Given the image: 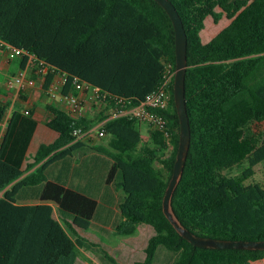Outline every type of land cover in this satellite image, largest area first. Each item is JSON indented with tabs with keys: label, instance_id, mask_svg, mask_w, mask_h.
Here are the masks:
<instances>
[{
	"label": "trees",
	"instance_id": "trees-1",
	"mask_svg": "<svg viewBox=\"0 0 264 264\" xmlns=\"http://www.w3.org/2000/svg\"><path fill=\"white\" fill-rule=\"evenodd\" d=\"M172 2L187 33L186 103L191 126L173 209L185 227L200 235L264 239V186L245 184L226 173L246 162L243 175L249 177L264 161L260 126L264 121V0ZM223 16L229 23L206 39L202 32L209 18L218 24ZM0 41L46 61L44 90L57 73H64V94L74 90L76 79L84 80L123 98L118 104L121 109L145 100L163 83L167 69L176 67L174 25L156 0H0ZM16 59L24 67L29 58ZM169 89L165 111L173 145L169 155L163 131L150 125L145 140L138 120L111 116L117 106L114 99L104 104L111 112L100 120H106L102 127L113 150L97 148L114 159L107 181L120 171L122 178L116 184L125 192L117 235L135 236L145 223L153 227L145 259L133 264H153L161 245L179 252L175 264H264V249L196 246L165 215L163 197L180 138L174 76ZM8 106L0 102V130ZM51 109L47 124L59 136L52 143H42L26 168L3 155L8 136L0 147V264H75L80 247L89 242L76 227L90 228L97 200L50 180L46 170L85 146L74 128L86 131L94 122L74 119L53 105ZM35 185H43L41 200H55L72 215L66 223L75 235L54 217L50 203H16L25 186ZM105 256L120 264L108 252Z\"/></svg>",
	"mask_w": 264,
	"mask_h": 264
},
{
	"label": "crops",
	"instance_id": "crops-1",
	"mask_svg": "<svg viewBox=\"0 0 264 264\" xmlns=\"http://www.w3.org/2000/svg\"><path fill=\"white\" fill-rule=\"evenodd\" d=\"M34 68L33 63H27L22 67L16 58L9 59L6 48L0 43V102L9 105L1 125L0 147L8 136L3 155L10 160L20 162L23 168L33 161V156L42 143H52L59 136V133L47 124L48 118L53 116L51 106L68 112V106L62 95L51 96L45 92L43 77ZM23 69L27 70L28 77L35 79L36 84L24 89L10 88L8 80ZM62 78L65 76L57 73L55 80ZM104 106L98 102H89L86 118L94 122L92 128L97 129L103 125L106 120H100V117L111 112V109L106 110ZM25 109L30 110L29 115L25 114ZM139 125L145 136L147 130L140 123ZM100 138L105 140L97 141ZM84 141L85 146L74 151L73 155L52 163L46 170L50 180L93 197L98 202L90 228L83 230L76 227L89 242L80 247L75 264L97 263L99 257L96 255L99 253L105 255V252L115 257L121 264L130 263L133 260H128L126 257L137 251L136 246L144 224L139 226V232L135 236L117 235L116 227L123 220L120 204L125 198V192L116 183L121 180L122 174L118 171L111 182L107 181L114 159L97 148L105 147L113 150L109 144L110 136L100 135L93 130L84 138ZM34 168L26 171L25 174ZM42 189L43 185L25 186L18 193L16 203L19 205L50 203L53 206L54 217L72 233L66 223V220H72V215L63 212L55 200H41ZM106 259L108 260L107 257Z\"/></svg>",
	"mask_w": 264,
	"mask_h": 264
},
{
	"label": "built area",
	"instance_id": "built-area-1",
	"mask_svg": "<svg viewBox=\"0 0 264 264\" xmlns=\"http://www.w3.org/2000/svg\"><path fill=\"white\" fill-rule=\"evenodd\" d=\"M1 45L6 48L9 59H15L18 56H28V63H34L36 67V72L44 77L45 74L49 71V65L44 59L39 58L35 53L30 52L25 48H20L14 46L10 43L0 41ZM65 78L61 80H53L45 92L51 96L62 95L65 100V103L68 106V113L74 119H80L81 117H86L88 110V101L92 100L94 102H106L110 99H114L117 103V106H113L112 115H129L131 118L138 120L139 122H146L151 126L158 128L163 131L167 137V142L172 146L170 140V133L167 118L165 116V111L169 107L171 99V91L169 89V84L175 75L170 67L167 69V72L164 76L163 83L150 92L145 100L138 104L131 105L126 109H121L118 104L123 101V98L113 96L109 92L103 90L102 88L86 82L84 80L76 79L74 84V90L70 91L67 94L63 93V85L66 82V75L62 73ZM36 81L32 77L27 76V70H21L17 75L11 77L8 80V86L10 88H27L34 86ZM25 114L29 115L30 110L25 109ZM96 130L100 135H104L105 129L100 125L96 128H90L84 131L81 127H75L73 133L78 139H84L91 131Z\"/></svg>",
	"mask_w": 264,
	"mask_h": 264
},
{
	"label": "water",
	"instance_id": "water-1",
	"mask_svg": "<svg viewBox=\"0 0 264 264\" xmlns=\"http://www.w3.org/2000/svg\"><path fill=\"white\" fill-rule=\"evenodd\" d=\"M169 14L175 30L176 67L174 75V101L180 119V138L172 176L163 197V211L176 230L192 244L211 248L264 249V239H227L197 234L185 227L172 205L174 191L182 177L191 143V126L186 103L187 33L183 20L172 0H156Z\"/></svg>",
	"mask_w": 264,
	"mask_h": 264
},
{
	"label": "rangeland",
	"instance_id": "rangeland-1",
	"mask_svg": "<svg viewBox=\"0 0 264 264\" xmlns=\"http://www.w3.org/2000/svg\"><path fill=\"white\" fill-rule=\"evenodd\" d=\"M229 19H227L225 16L221 18L218 24H215L213 19L209 18V21L205 27V29L202 32V35L208 39L214 36L222 27L227 25L229 23ZM90 103L92 100L89 101ZM89 102L87 103L89 105ZM94 102V101H93ZM98 104H105V102L101 103L99 102ZM141 126H144V129L147 130V133L145 135V140H148L149 138V131L151 129L150 124L146 122H139ZM260 126L264 128V121L260 123ZM146 127V128H145ZM251 127H255V123H251ZM105 138H100L97 139V141H104ZM173 150V145H169V147L165 150V154L169 155ZM248 166V163H242L239 166H236L232 170H227L226 173L230 175H234L237 178L241 179L244 181L245 184L249 183H255L258 182L264 186V161L261 163L257 164L254 168V173L249 176V177H244L243 175V170L245 167ZM148 225V226H145ZM149 227V228H146ZM73 233V232H72ZM155 233L153 227L150 224H144V226L141 228V235L139 236V241L137 243V251L132 253L131 255H128L126 258L128 260H133L130 263L127 264H133L134 262L137 261H142L145 258L146 252V246L148 243V239L150 238V235H153ZM96 256L99 257V261L97 263H90V264H114L111 260H107L105 255L102 253L97 254ZM179 256V252L169 250L167 247L164 245L159 246L157 253H156V258L153 261V264H175L176 260ZM121 264V263H120ZM123 264V263H122Z\"/></svg>",
	"mask_w": 264,
	"mask_h": 264
}]
</instances>
